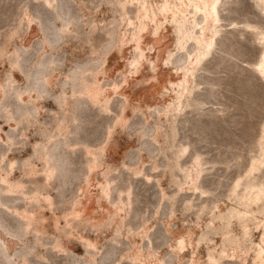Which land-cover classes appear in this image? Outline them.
Returning a JSON list of instances; mask_svg holds the SVG:
<instances>
[{
	"label": "rangeland",
	"instance_id": "1",
	"mask_svg": "<svg viewBox=\"0 0 264 264\" xmlns=\"http://www.w3.org/2000/svg\"><path fill=\"white\" fill-rule=\"evenodd\" d=\"M263 259L264 0H0V264Z\"/></svg>",
	"mask_w": 264,
	"mask_h": 264
},
{
	"label": "bare ground",
	"instance_id": "2",
	"mask_svg": "<svg viewBox=\"0 0 264 264\" xmlns=\"http://www.w3.org/2000/svg\"><path fill=\"white\" fill-rule=\"evenodd\" d=\"M204 5V4H203ZM198 6V5H197ZM199 7V6H198ZM262 255V254H261ZM261 257V256H260ZM262 259V258H261ZM264 260V259H263ZM263 260H262V264H263ZM256 261V260H255ZM257 262V261H256ZM260 264H261V262H260Z\"/></svg>",
	"mask_w": 264,
	"mask_h": 264
}]
</instances>
